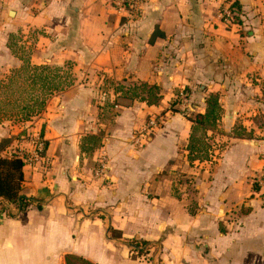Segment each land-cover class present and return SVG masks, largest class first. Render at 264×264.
Instances as JSON below:
<instances>
[{
  "label": "crops",
  "instance_id": "1",
  "mask_svg": "<svg viewBox=\"0 0 264 264\" xmlns=\"http://www.w3.org/2000/svg\"><path fill=\"white\" fill-rule=\"evenodd\" d=\"M228 2L239 5L234 26L221 21ZM24 7L0 0V79L23 63L8 45L14 25L5 16L14 11L20 25L43 31L31 63L71 61L74 83L35 121L0 122V151L21 145L36 123L48 157L23 167L25 209L0 197V264H66L68 255L144 264L131 257L136 239L161 264H264V196L252 183L264 170V0H150L131 17L109 0H47L32 16ZM107 81L113 87L102 91ZM135 83L158 86L162 100L124 102L119 88ZM182 90L194 114L219 96L222 116L208 132L223 147L215 164L188 160L193 122L167 111ZM110 110L107 121L101 113ZM160 112L164 126L138 147L135 133ZM89 136L100 142L83 152ZM103 156L104 180L94 176ZM181 174L189 184L179 190L194 188V203L173 194Z\"/></svg>",
  "mask_w": 264,
  "mask_h": 264
},
{
  "label": "trees",
  "instance_id": "2",
  "mask_svg": "<svg viewBox=\"0 0 264 264\" xmlns=\"http://www.w3.org/2000/svg\"><path fill=\"white\" fill-rule=\"evenodd\" d=\"M235 5L239 9V5ZM237 19V22L240 23V18L238 17ZM9 47L12 49V45H9ZM22 61L21 67L11 72V77L7 76L0 79V93L8 94L11 92V95H8L7 98L12 97L14 94L17 96L14 101L7 100L5 105H12L13 108L17 109L15 117L18 121L28 122L35 117H40L50 97L70 87L74 83V76L71 71H66L64 67L35 65L31 63L30 58H22ZM14 77L18 79L15 83ZM13 83L16 84L14 87L12 86L14 85ZM138 89H141V92H147V95L143 94V96L138 97ZM119 91L122 98H128L129 100H137L139 98L140 101L146 102L148 105H157L162 100L160 88L147 83L134 84L133 87H129L128 89L119 88ZM130 92H132V96H129L128 93ZM7 116L10 117L11 115L7 110L0 108V120ZM221 116L222 108L219 96L211 94L206 99V112L197 114L193 120L194 127L190 138L191 144L188 147V160L191 163L195 160L202 161V159L208 158V152L211 147L204 139H200L197 135L202 134L206 136L204 131L209 128H215ZM86 140L97 146L100 142V137L89 136ZM199 143H202V146L198 147ZM94 146H82V151L89 152L93 150ZM23 167L24 162L19 158L0 157V197L5 198L7 201L19 200L22 206L21 210L25 209L28 205L25 198L20 195L21 183L23 181ZM255 188L256 190L258 189L257 186ZM112 235L120 237L114 231H112ZM149 246L151 245L148 242L140 239L133 240L130 243L131 251H138L139 254L146 253ZM66 264L93 263L76 255H68L66 256Z\"/></svg>",
  "mask_w": 264,
  "mask_h": 264
},
{
  "label": "built area",
  "instance_id": "3",
  "mask_svg": "<svg viewBox=\"0 0 264 264\" xmlns=\"http://www.w3.org/2000/svg\"><path fill=\"white\" fill-rule=\"evenodd\" d=\"M111 5L117 12L127 14L128 16H136L140 13L144 6L150 2V0H109ZM221 21L226 26L237 25V18H241L238 8L234 3L223 4L220 11ZM177 105L187 106L190 102V97L186 90H182L176 97ZM171 111V109H170ZM164 116L160 113L150 116L148 121L145 123L144 127L138 130L135 135L133 142L138 147L145 146L152 138L153 134L162 127L164 124ZM20 146H10L5 150L0 151V157L3 158H19L24 162V166H46L48 164V157L46 155L47 144L46 139L41 134V132H28L26 129L22 132L20 136ZM109 171V163L106 156H103L99 161L95 171L94 176L97 179H105ZM252 183L257 186V191L264 196V170L257 175L252 177ZM142 248V247H141ZM147 249V248H144ZM152 246H149L147 252L144 254H139L138 251H133L136 253L137 259H144L146 264H155L154 254L152 255Z\"/></svg>",
  "mask_w": 264,
  "mask_h": 264
},
{
  "label": "rangeland",
  "instance_id": "4",
  "mask_svg": "<svg viewBox=\"0 0 264 264\" xmlns=\"http://www.w3.org/2000/svg\"><path fill=\"white\" fill-rule=\"evenodd\" d=\"M22 1H23V4L25 5V7H24L25 10H27V12L30 14V16H32L33 14H36L37 11L41 8L40 6L44 5V3L47 2V0H22ZM34 4H37V5L34 6ZM6 9L14 10L13 6L9 3L6 4ZM16 10L18 11V5L16 6ZM5 19H6V22L12 23L14 25V27L9 28L12 30V32L9 34V39H8V45H12L11 51L18 58H30L31 44L35 43L38 39L41 38V36L43 35V33H42L43 31L39 30L40 32L38 33V31H34L33 29L23 27L22 25L19 24L18 15L17 16L16 15L15 16L14 15H6ZM25 23H29V22L25 21ZM53 66H55V65H53ZM63 67L66 71H71L73 69V64L70 61V62L66 63ZM10 75H11V73L8 76L11 77ZM14 79H15V77H14ZM17 80L18 79H15L14 83ZM139 84H141V83H135V85H139ZM15 85L16 84H14L12 86L14 87ZM112 87H113V85L109 81H107L105 86L102 87V91L109 90ZM129 87H133V85H131ZM129 87H128V85L125 86L126 89H128ZM186 92H187V90H186ZM137 93H138V97L143 96V94L147 95V92L146 93L141 92V89H138ZM179 93L180 92H176L174 97L169 101L167 111L170 112V109H171V113L181 112L188 119L192 120V122H193L192 129H191V131H192L193 127H194V121L193 120L196 118L197 114H194L192 111L194 109L192 108V102L191 101L189 102V104L187 106L177 105L176 97L179 95ZM128 94H129V96H132V92H130ZM8 95H11V92H9L8 94L0 93V108L7 110L11 116L10 117H8V116L4 117L3 119L0 120V122L8 121V122L16 123V124L26 123L25 121H18V119L15 117V113L17 112L16 108H13L12 105H7V106L5 105V103H7V100L14 101L17 97L14 94L12 97L7 98ZM188 95H189V93H188ZM189 97H190V95H189ZM162 98H163V96H162ZM123 100H124V102H126L129 99L124 98ZM137 100H139V98H137ZM131 101H133V100H131ZM205 112H206V110H205ZM101 114H106V115H104L106 117V120L110 121L112 118L113 112H112V110H110L109 112L104 111ZM156 114H158V113H156ZM160 114H162L164 116V121L166 122L165 113L160 112ZM38 118H39V116L33 118L31 120V122L35 121ZM164 124H162V127L164 126ZM38 126L40 127V125H36V123H35L34 125L31 126V128H29L27 130H28V132H32V131L33 132H37V131L40 132V130L38 129ZM211 129H216V128H209L208 130L204 131L206 136H204L202 134H198L197 136L200 139L201 138L204 139V141L211 147L209 152H208V158L202 159V161H200V162H209V163L215 164V163H217L218 157H220V153H221V150L223 147H221L222 144H220V143L217 145H214V142L212 141L213 139L211 138L212 136H210L208 133L209 131H212ZM191 135H192V133H191ZM190 138H191V136H190ZM190 138H189V143L187 144V148H186L187 155H189L188 147L191 144ZM91 145H94V144L92 142L87 141L85 146L89 147ZM18 146H20V145H18ZM200 146H202V143L198 144V147H200ZM220 148H221V150H220ZM198 161L199 160H195L194 162H198ZM173 177L177 181L176 187H173V190H172L173 194L176 195L178 198H180V197L185 198V199L192 201L194 203L195 197L197 196L194 188L190 187L185 192H181L179 190L180 184H183V185L189 184L187 178L185 177V174H181V176H179V177H176V176H173ZM156 254H157V251L154 254L155 258H153V260L155 259V264H161V257H160V255L156 256ZM134 256H136V253L131 251V257L134 260H137V258ZM140 262L146 264L145 260L141 259V258H140Z\"/></svg>",
  "mask_w": 264,
  "mask_h": 264
},
{
  "label": "water",
  "instance_id": "5",
  "mask_svg": "<svg viewBox=\"0 0 264 264\" xmlns=\"http://www.w3.org/2000/svg\"><path fill=\"white\" fill-rule=\"evenodd\" d=\"M10 14H11V15H14V11H11Z\"/></svg>",
  "mask_w": 264,
  "mask_h": 264
}]
</instances>
